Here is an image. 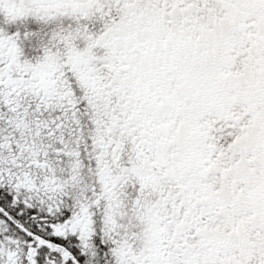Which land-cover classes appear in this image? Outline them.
I'll use <instances>...</instances> for the list:
<instances>
[{
	"label": "snow or ice",
	"instance_id": "1",
	"mask_svg": "<svg viewBox=\"0 0 264 264\" xmlns=\"http://www.w3.org/2000/svg\"><path fill=\"white\" fill-rule=\"evenodd\" d=\"M0 264H264V0H0Z\"/></svg>",
	"mask_w": 264,
	"mask_h": 264
}]
</instances>
